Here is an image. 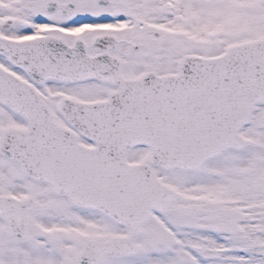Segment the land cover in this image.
Masks as SVG:
<instances>
[{
    "label": "snow or ice",
    "instance_id": "snow-or-ice-1",
    "mask_svg": "<svg viewBox=\"0 0 264 264\" xmlns=\"http://www.w3.org/2000/svg\"><path fill=\"white\" fill-rule=\"evenodd\" d=\"M0 264H264V0H0Z\"/></svg>",
    "mask_w": 264,
    "mask_h": 264
}]
</instances>
